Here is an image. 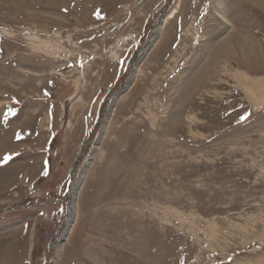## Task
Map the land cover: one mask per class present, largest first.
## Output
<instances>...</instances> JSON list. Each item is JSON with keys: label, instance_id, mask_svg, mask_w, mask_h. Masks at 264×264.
I'll return each instance as SVG.
<instances>
[{"label": "rangeland", "instance_id": "374dc122", "mask_svg": "<svg viewBox=\"0 0 264 264\" xmlns=\"http://www.w3.org/2000/svg\"><path fill=\"white\" fill-rule=\"evenodd\" d=\"M0 264H264V0H0Z\"/></svg>", "mask_w": 264, "mask_h": 264}, {"label": "bare ground", "instance_id": "6f19581e", "mask_svg": "<svg viewBox=\"0 0 264 264\" xmlns=\"http://www.w3.org/2000/svg\"><path fill=\"white\" fill-rule=\"evenodd\" d=\"M220 43V42H219ZM218 43V45H219ZM221 45V44H220ZM242 48V47H241ZM239 74H242L243 75V72ZM247 76V75H246ZM246 78V77H243V79ZM248 78V77H247ZM245 80V79H244ZM246 83V82H245ZM250 92H252V90H249ZM253 96V95H252ZM75 215H76V201H75V198H74V195H73V192L71 194V214H70V217L66 223V227H65V234H64V238L61 240L60 244L58 245V252L61 248V245H62V241L65 240V236H67V232L71 226V224H73L72 222L74 221L75 219ZM72 227V226H71Z\"/></svg>", "mask_w": 264, "mask_h": 264}]
</instances>
